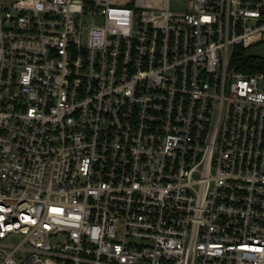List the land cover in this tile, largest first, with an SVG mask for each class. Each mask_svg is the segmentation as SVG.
<instances>
[{"label": "built area", "instance_id": "built-area-1", "mask_svg": "<svg viewBox=\"0 0 264 264\" xmlns=\"http://www.w3.org/2000/svg\"><path fill=\"white\" fill-rule=\"evenodd\" d=\"M170 1L0 0V264H264V0Z\"/></svg>", "mask_w": 264, "mask_h": 264}, {"label": "rangeland", "instance_id": "rangeland-1", "mask_svg": "<svg viewBox=\"0 0 264 264\" xmlns=\"http://www.w3.org/2000/svg\"><path fill=\"white\" fill-rule=\"evenodd\" d=\"M170 3H171L170 7H172V9H174V8L182 9L181 6L183 4L181 1L171 0ZM242 53H243V55H246V56H257V57H263L264 58V40L244 49Z\"/></svg>", "mask_w": 264, "mask_h": 264}, {"label": "trees", "instance_id": "trees-1", "mask_svg": "<svg viewBox=\"0 0 264 264\" xmlns=\"http://www.w3.org/2000/svg\"><path fill=\"white\" fill-rule=\"evenodd\" d=\"M250 62H253V65H250L248 68L250 70L258 69L264 64V61L260 57L251 58ZM255 64H258V65H255Z\"/></svg>", "mask_w": 264, "mask_h": 264}]
</instances>
